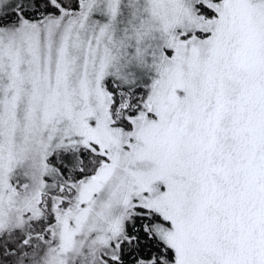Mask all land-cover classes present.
I'll use <instances>...</instances> for the list:
<instances>
[{
    "label": "snow or ice",
    "instance_id": "snow-or-ice-1",
    "mask_svg": "<svg viewBox=\"0 0 264 264\" xmlns=\"http://www.w3.org/2000/svg\"><path fill=\"white\" fill-rule=\"evenodd\" d=\"M0 264H264V0H0Z\"/></svg>",
    "mask_w": 264,
    "mask_h": 264
}]
</instances>
